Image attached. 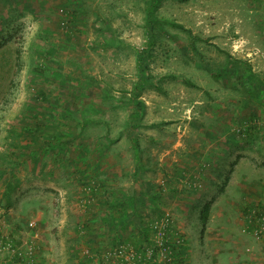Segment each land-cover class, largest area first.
Here are the masks:
<instances>
[{"label": "rangeland", "instance_id": "rangeland-1", "mask_svg": "<svg viewBox=\"0 0 264 264\" xmlns=\"http://www.w3.org/2000/svg\"><path fill=\"white\" fill-rule=\"evenodd\" d=\"M147 1L0 0V264H264V0Z\"/></svg>", "mask_w": 264, "mask_h": 264}, {"label": "trees", "instance_id": "trees-1", "mask_svg": "<svg viewBox=\"0 0 264 264\" xmlns=\"http://www.w3.org/2000/svg\"><path fill=\"white\" fill-rule=\"evenodd\" d=\"M160 0H148L147 3H146V8H145V14H146V25L148 27V29H152L153 27V22H157V17L156 15L154 14V7L155 5L159 2ZM176 26L178 27H181L179 24H175ZM18 57V55H17ZM207 212H208V206H205L204 209H203V213H202V221L203 223H205L206 221V215H207ZM128 216H130L128 214ZM128 216H126L128 218ZM125 218V220L127 219ZM124 223V222H123Z\"/></svg>", "mask_w": 264, "mask_h": 264}, {"label": "built area", "instance_id": "built-area-1", "mask_svg": "<svg viewBox=\"0 0 264 264\" xmlns=\"http://www.w3.org/2000/svg\"><path fill=\"white\" fill-rule=\"evenodd\" d=\"M252 212L255 213V211H252ZM35 224H36V221L30 220L28 225L30 227H34ZM167 224H168V220L164 218V220H161L160 222H157V225L155 226V228H156L155 236L157 238H159L158 246L162 247V251H166L167 250V248L164 247L166 242H165V240H163V237L165 236Z\"/></svg>", "mask_w": 264, "mask_h": 264}, {"label": "crops", "instance_id": "crops-1", "mask_svg": "<svg viewBox=\"0 0 264 264\" xmlns=\"http://www.w3.org/2000/svg\"><path fill=\"white\" fill-rule=\"evenodd\" d=\"M128 214H129L130 216L132 215V214H130V212H126L124 216L126 217V216H128Z\"/></svg>", "mask_w": 264, "mask_h": 264}]
</instances>
